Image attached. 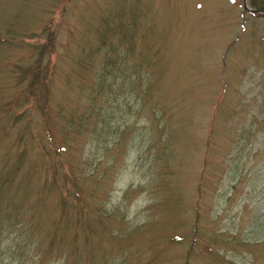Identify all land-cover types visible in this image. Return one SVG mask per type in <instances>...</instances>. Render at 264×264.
Wrapping results in <instances>:
<instances>
[{"label":"rangeland","instance_id":"374dc122","mask_svg":"<svg viewBox=\"0 0 264 264\" xmlns=\"http://www.w3.org/2000/svg\"><path fill=\"white\" fill-rule=\"evenodd\" d=\"M244 4L0 0V209L37 255L73 226L46 264H264V0Z\"/></svg>","mask_w":264,"mask_h":264},{"label":"trees","instance_id":"16d2710c","mask_svg":"<svg viewBox=\"0 0 264 264\" xmlns=\"http://www.w3.org/2000/svg\"><path fill=\"white\" fill-rule=\"evenodd\" d=\"M102 89L103 91H108L106 93L113 90L107 82L99 86L98 90L102 91ZM99 114L100 112H98V117ZM99 120L101 125H103L104 119L101 115ZM92 134H94V131ZM81 214V210H77V213H74L76 219H79ZM82 222L84 221L80 220L79 228L89 230V226L85 222ZM63 223L62 227L57 229L55 227L50 238L47 240V250L45 249L37 255V252L42 247V242L31 235L33 225L24 224L16 215H12L11 209L2 211L0 209V236L4 238L0 243V264H46L47 259L55 255L57 243L62 244L64 242V231H70L73 227L68 222ZM78 238L76 236L71 241L72 253L79 251ZM67 263L68 261L65 259L61 261V264Z\"/></svg>","mask_w":264,"mask_h":264},{"label":"water","instance_id":"95a60500","mask_svg":"<svg viewBox=\"0 0 264 264\" xmlns=\"http://www.w3.org/2000/svg\"><path fill=\"white\" fill-rule=\"evenodd\" d=\"M245 1V4H244V9L246 10V11H248V12H250V10L247 8V6H246V0H244Z\"/></svg>","mask_w":264,"mask_h":264},{"label":"flooded vegetation","instance_id":"af4514ba","mask_svg":"<svg viewBox=\"0 0 264 264\" xmlns=\"http://www.w3.org/2000/svg\"><path fill=\"white\" fill-rule=\"evenodd\" d=\"M258 14H262V13H264V9L263 10H257L256 11Z\"/></svg>","mask_w":264,"mask_h":264}]
</instances>
